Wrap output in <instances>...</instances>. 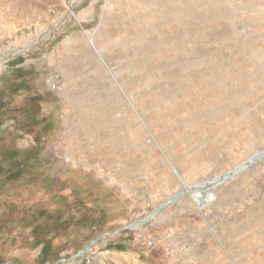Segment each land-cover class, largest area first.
Instances as JSON below:
<instances>
[{"label":"rangeland","instance_id":"rangeland-1","mask_svg":"<svg viewBox=\"0 0 264 264\" xmlns=\"http://www.w3.org/2000/svg\"><path fill=\"white\" fill-rule=\"evenodd\" d=\"M0 56V264H264V0H0Z\"/></svg>","mask_w":264,"mask_h":264},{"label":"water","instance_id":"water-1","mask_svg":"<svg viewBox=\"0 0 264 264\" xmlns=\"http://www.w3.org/2000/svg\"><path fill=\"white\" fill-rule=\"evenodd\" d=\"M264 156V152L263 153H257L255 154L252 158H251V161L252 160H255L257 158H260V157H263ZM239 169H241V167H239L238 169H235V170H232V171H228L218 177H215L212 181H207L205 183H201V184H195V185H189V186H186L185 185V182L181 179V182L184 186L185 189L187 190H192L194 192H197L199 190H201L202 188H206L208 186H213L215 185L216 183L218 182H221L223 180H226L232 176H234L238 171ZM184 193V190H182L181 192H179L178 196H181L182 194ZM173 198L170 199L169 201H167L166 203H164L163 205L159 206L158 208H156L154 210V212L148 216V217H145V218H142L140 220H135L131 223H129L128 225H125L123 228H135L137 226H139L140 224L146 222L150 217H152L153 215L157 214L164 206H166L167 204L173 202ZM101 238V237H100ZM100 238H98L97 240L93 241L92 244L82 250H80V252L78 254H76L75 256H83L86 254L87 251H89L91 249V246L96 242L98 241Z\"/></svg>","mask_w":264,"mask_h":264},{"label":"built area","instance_id":"built-area-1","mask_svg":"<svg viewBox=\"0 0 264 264\" xmlns=\"http://www.w3.org/2000/svg\"><path fill=\"white\" fill-rule=\"evenodd\" d=\"M6 63H7V60L5 59V57L4 56H0V77L2 76L4 71L6 70V67H7ZM77 257H80V256H75L74 255L72 258L76 259Z\"/></svg>","mask_w":264,"mask_h":264},{"label":"bare ground","instance_id":"bare-ground-1","mask_svg":"<svg viewBox=\"0 0 264 264\" xmlns=\"http://www.w3.org/2000/svg\"><path fill=\"white\" fill-rule=\"evenodd\" d=\"M185 185H186V186H189V185H187L186 183H185Z\"/></svg>","mask_w":264,"mask_h":264},{"label":"trees","instance_id":"trees-1","mask_svg":"<svg viewBox=\"0 0 264 264\" xmlns=\"http://www.w3.org/2000/svg\"><path fill=\"white\" fill-rule=\"evenodd\" d=\"M121 250V249H120Z\"/></svg>","mask_w":264,"mask_h":264}]
</instances>
